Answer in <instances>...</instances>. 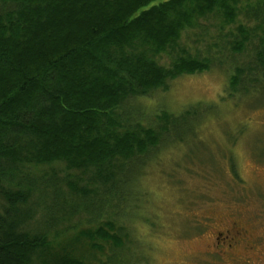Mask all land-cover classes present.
I'll return each instance as SVG.
<instances>
[{
  "label": "trees",
  "instance_id": "trees-1",
  "mask_svg": "<svg viewBox=\"0 0 264 264\" xmlns=\"http://www.w3.org/2000/svg\"><path fill=\"white\" fill-rule=\"evenodd\" d=\"M238 1L0 0V264H85L52 246L68 239L75 226L70 221L80 214L87 216L85 224L95 225L81 229L73 244L103 241L120 256L133 245L124 212L116 214L118 204L138 201L128 170L152 161L150 153L160 144L184 152L183 136L172 133L175 126L191 117L194 129L204 119L199 105L178 117L144 112L143 99L167 90L178 77L210 68L211 60L185 48L171 53L183 32L209 16L233 23ZM255 2L246 14L263 21V36L248 58L259 78L250 84L243 70L233 74L232 57L224 101L242 99L251 85L264 83V0ZM237 31L232 48L239 55L254 36L241 25ZM227 42L220 38L215 45L224 48ZM163 54L170 56L169 65L158 62ZM55 162L69 172L88 171V181L76 186L68 173L63 180L56 176L77 202L55 198L40 212L44 220L37 219L33 199L55 196L58 186L56 177L35 175L32 168ZM54 207L59 221L53 220ZM58 225L64 230H54ZM116 256L109 260L117 263Z\"/></svg>",
  "mask_w": 264,
  "mask_h": 264
},
{
  "label": "rangeland",
  "instance_id": "rangeland-1",
  "mask_svg": "<svg viewBox=\"0 0 264 264\" xmlns=\"http://www.w3.org/2000/svg\"><path fill=\"white\" fill-rule=\"evenodd\" d=\"M255 5V0H239L233 23H225L218 16H209L204 21L200 20L193 30L183 32L180 46L171 55L175 56L185 48L192 56L211 60L210 68L206 72L178 77L169 83L167 90L143 99L144 112L160 114L167 111L178 117L186 108L199 105L197 110L203 113L199 117L204 119L196 129L192 127L197 121L191 117L175 126L172 133L183 136L184 152L178 147L168 149L173 143L160 144L150 153L148 159L152 158V161L143 165L137 162L128 170V176L133 179L131 182L136 179L133 188L138 201L132 207L116 203L119 205L116 214L124 212L122 222L132 232L129 241L133 245L120 250V256L118 249L103 241H95L93 244L96 246L91 247L84 243L73 244L81 229L95 225L91 221L85 224L83 221L87 216L80 214L70 221L77 228L74 226L70 230L68 239L60 238L57 241L61 242L60 245L53 241L54 251L65 248L67 253L83 259L85 264H205L203 254L206 255L205 245L210 242L209 234L214 223L202 232L201 222L222 221L232 213L240 219L259 217L261 221L258 222L264 224V83L249 85L251 89L242 99L233 97L224 101L221 98L227 94L228 64L232 57L237 58L233 74L243 70L246 76H250L244 81L250 84L254 82L251 79L259 78L256 70L252 69V60L248 58L253 46L263 36L260 25L263 21L257 23L246 14L248 8ZM240 25L254 37L237 55L233 52L232 43L238 38L237 26ZM220 38L228 41L224 48L215 45ZM169 58L163 54L158 62L169 65ZM150 117L154 119V116ZM162 145L165 151L161 150ZM32 170L35 175L47 173L50 178L57 176L61 180L68 173L66 178L76 186L87 182L90 174L88 171L86 174L69 172L61 162ZM57 177V194H50L41 201L35 198L31 203L37 219L44 220L40 212L45 207H52L55 198L74 199L69 195L72 189L65 183L59 185ZM58 211L59 208L54 207V221L61 218ZM54 230L63 231L64 228L58 225ZM56 231L49 233L51 237ZM115 252L119 258L117 263L109 260ZM125 259L127 261L124 262Z\"/></svg>",
  "mask_w": 264,
  "mask_h": 264
},
{
  "label": "flooded vegetation",
  "instance_id": "flooded-vegetation-1",
  "mask_svg": "<svg viewBox=\"0 0 264 264\" xmlns=\"http://www.w3.org/2000/svg\"><path fill=\"white\" fill-rule=\"evenodd\" d=\"M228 219L201 222L202 232L211 226L205 246V264H264V224L259 217L240 219L228 213Z\"/></svg>",
  "mask_w": 264,
  "mask_h": 264
}]
</instances>
